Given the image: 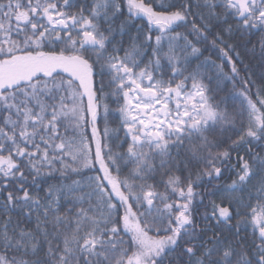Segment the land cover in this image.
Here are the masks:
<instances>
[{"label": "snow or ice", "instance_id": "snow-or-ice-1", "mask_svg": "<svg viewBox=\"0 0 264 264\" xmlns=\"http://www.w3.org/2000/svg\"><path fill=\"white\" fill-rule=\"evenodd\" d=\"M0 264H264V0H0Z\"/></svg>", "mask_w": 264, "mask_h": 264}]
</instances>
